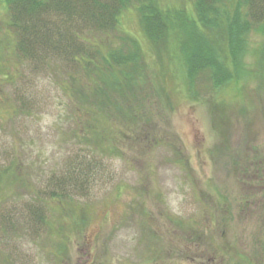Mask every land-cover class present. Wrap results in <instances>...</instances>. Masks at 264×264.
Listing matches in <instances>:
<instances>
[{"label": "rangeland", "instance_id": "1", "mask_svg": "<svg viewBox=\"0 0 264 264\" xmlns=\"http://www.w3.org/2000/svg\"><path fill=\"white\" fill-rule=\"evenodd\" d=\"M153 1L167 24L174 11L196 20L197 0ZM9 11L0 0V41L20 53L0 60V264H264V25L244 38L239 82L191 91L181 29L156 49L126 11L145 83L130 99L136 119H118L94 111L123 93L102 97L88 70L102 58L90 43L105 54L120 33L76 23L68 53L45 45L30 58ZM80 45L93 61L71 58Z\"/></svg>", "mask_w": 264, "mask_h": 264}, {"label": "trees", "instance_id": "2", "mask_svg": "<svg viewBox=\"0 0 264 264\" xmlns=\"http://www.w3.org/2000/svg\"><path fill=\"white\" fill-rule=\"evenodd\" d=\"M3 1L9 7L10 27L15 30L17 38H20L18 49L23 56L39 58V53L43 52L45 45L49 46L48 51L59 54L61 50L68 53L67 41L70 44L75 43V37L78 38L77 31L73 29L76 23L79 26L97 27L104 33L110 31L122 35L118 37L120 43L116 40L117 37L111 39L108 35L110 45L106 46L107 54L103 53L104 42H95L100 43L99 45L90 43L91 51H100L97 55L102 58L99 65L97 63L92 71L88 70L89 77L92 79L93 76V84L98 85V89L101 87L99 84L106 88L101 90L102 97L107 94L104 91L110 89L118 95L123 93V96H118L120 101L105 107L97 106L94 111L95 114L104 113L105 108L109 115L112 114L118 119H133L136 110L141 111L142 107L133 106L130 99L137 97L136 92L138 93L141 84L145 83V79H139V72L144 70L141 49L137 46L139 44L135 40H132L134 43L131 40L130 42L129 34L123 32L120 27L122 15L126 11L137 12L149 45L152 44L156 49L158 45L163 44L164 48L169 50L166 43L167 34L174 31L176 33L181 29L182 35L176 39V48L180 53L178 59L183 70V83H187L191 91H195V88L210 89L209 87L215 90L222 85L239 82L243 71L241 56L245 52L244 38L253 29L257 30V27L264 25V0H197V17L193 23L186 18L187 21L185 15L179 14L180 11H174V21L169 24L165 23L163 11L153 0H90L92 4L88 14L83 10L87 6L84 0H1ZM44 17L47 18L46 21L43 20ZM23 21L29 25H23ZM259 24L261 25L258 26ZM155 25L159 28L162 26V29L155 33ZM54 32L59 35V41L54 38ZM48 37H51V40ZM83 40L86 41L85 38ZM7 46L8 44L0 41V60L13 54L20 57V53L16 55L12 52L13 49L7 50ZM84 47L80 45L74 48L79 54L73 53L71 58L75 61H80V58L93 61L83 54ZM164 58V54L160 56L163 68L159 64L157 70L167 82L169 77L164 70ZM4 77H11V73L5 74ZM125 100L130 108L125 105ZM101 136L104 137L105 134ZM72 176L77 178L75 174ZM0 177L4 181L10 180L6 172L0 173Z\"/></svg>", "mask_w": 264, "mask_h": 264}]
</instances>
